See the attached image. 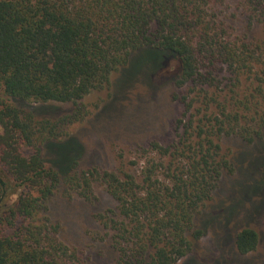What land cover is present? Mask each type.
I'll return each mask as SVG.
<instances>
[{"label": "trees", "instance_id": "1", "mask_svg": "<svg viewBox=\"0 0 264 264\" xmlns=\"http://www.w3.org/2000/svg\"><path fill=\"white\" fill-rule=\"evenodd\" d=\"M226 1L0 0V264H81L59 240L50 205L63 186L92 201L95 181L117 205L103 219L116 232L117 264H176L193 252L208 229L197 222L237 166L222 140L264 141V41L234 33L219 11ZM239 1L248 29L264 28V0ZM149 52L162 56L156 70L175 61L177 87L188 88L178 139L141 149L143 159L131 163L138 173L77 172L64 140L85 117L80 102L110 89L118 71L132 80ZM55 104L74 111L55 119L33 112ZM51 147L58 158L47 162ZM261 187L254 195L264 180ZM260 240L242 226L236 250L253 254Z\"/></svg>", "mask_w": 264, "mask_h": 264}, {"label": "rangeland", "instance_id": "2", "mask_svg": "<svg viewBox=\"0 0 264 264\" xmlns=\"http://www.w3.org/2000/svg\"><path fill=\"white\" fill-rule=\"evenodd\" d=\"M219 9L235 34L248 33L251 40L264 41L261 24L248 29L249 16L239 0H227ZM161 57L155 52L142 53L131 69L132 80L118 71L112 76L110 89L95 91L80 102L85 117L67 128L70 138L64 140L71 146L68 157L74 159L70 167L76 161L77 172L119 171L126 167L138 173V166L131 163L143 159L141 149L152 142L170 146L178 139L181 130L177 123L185 113L181 98L189 91L177 87L179 71L175 61L156 70L163 63ZM148 65L156 71H148ZM32 108L38 117L50 119L74 111L72 105L65 104ZM222 145L232 150L235 172L222 177L213 202L197 222L204 230L208 228L205 236L188 257L176 264H264V190L254 195L264 180V141L248 147L239 139L225 138ZM57 158L55 148L46 149L47 162ZM65 190L61 187L49 211L51 224L59 226V240L78 255L81 264H117L116 232L103 222L113 215L117 205L106 186L94 182L92 201L74 194L70 197ZM214 216L212 227L209 222ZM242 226H250L261 236L257 252L247 256L240 255L235 247V236Z\"/></svg>", "mask_w": 264, "mask_h": 264}]
</instances>
